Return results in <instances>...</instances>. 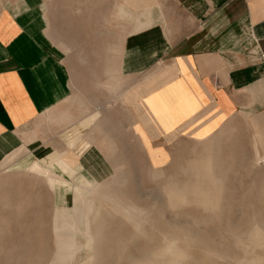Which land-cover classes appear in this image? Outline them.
Returning a JSON list of instances; mask_svg holds the SVG:
<instances>
[{
    "label": "rangeland",
    "instance_id": "rangeland-1",
    "mask_svg": "<svg viewBox=\"0 0 264 264\" xmlns=\"http://www.w3.org/2000/svg\"><path fill=\"white\" fill-rule=\"evenodd\" d=\"M18 1L0 0V29L3 10ZM42 1L47 33L64 52L70 93L32 136L34 146L47 140L40 154L11 169L0 165V264H61L58 232L76 234L71 264H264V149L255 135L261 116L238 113L205 137L147 138L128 97L162 71L155 73L157 63L155 70L125 71L136 69L127 58L123 68L138 35L119 15L128 0ZM159 2L155 24L167 35L176 17L186 20L175 0ZM151 149L167 161L155 165ZM87 150L104 161L103 177L85 169ZM69 152L81 162L62 172ZM86 172L97 189V212L87 222L72 188Z\"/></svg>",
    "mask_w": 264,
    "mask_h": 264
},
{
    "label": "crops",
    "instance_id": "crops-1",
    "mask_svg": "<svg viewBox=\"0 0 264 264\" xmlns=\"http://www.w3.org/2000/svg\"><path fill=\"white\" fill-rule=\"evenodd\" d=\"M175 2L186 22L176 17L168 37L155 24L159 0H128V6L119 8L120 16L134 22L132 34H138L130 39L123 62L124 68L127 58V66L136 69L124 70L148 66L155 70L157 63L155 73L162 71L128 97L146 137L167 141L180 133L205 137L228 118L246 113L261 116L255 121V135L264 149V0ZM41 4L42 0H19L3 10L7 17L0 29V165L5 163L4 169L40 154L47 140L42 136L34 146L32 136L43 116L70 93L64 52L47 33ZM147 5L149 11H144ZM145 19H153V24L137 28L136 23ZM150 154L155 165L168 159L166 153L152 149ZM89 157L90 151L82 162L92 168L96 156L93 161Z\"/></svg>",
    "mask_w": 264,
    "mask_h": 264
},
{
    "label": "bare ground",
    "instance_id": "bare-ground-1",
    "mask_svg": "<svg viewBox=\"0 0 264 264\" xmlns=\"http://www.w3.org/2000/svg\"><path fill=\"white\" fill-rule=\"evenodd\" d=\"M132 4H136V1H133L132 2ZM117 11V10H116ZM122 11H123V9H122ZM144 11H149V7H148V5H147V7L145 8V10ZM153 19H145V20H141V21H138L137 23H136V26H137V28H146V27H148L149 25L151 26L152 24H153ZM140 45V44H139ZM147 46H149V45H147ZM141 47V46H140ZM120 49V48H119ZM142 50V49H141ZM119 51H121V50H119ZM144 58V57H143ZM135 68V67H134ZM168 74V73H167ZM170 76V75H169ZM167 77V76H166ZM165 78V77H164ZM168 78H170V77H168ZM169 80V79H168ZM174 80V79H173ZM175 81V80H174ZM161 83V82H160ZM186 84H188V83H186ZM169 85V84H168ZM171 85V84H170ZM167 86V85H166ZM164 88V87H163ZM184 88V87H183ZM194 97H196V96H194ZM165 98V97H164ZM193 98V97H192ZM143 99V98H142ZM195 99V98H194ZM145 100V99H144ZM179 101H180V99H179ZM183 101V100H182ZM141 103V102H140ZM138 105V104H137ZM141 105V104H140ZM142 106V105H141ZM137 107V106H136ZM185 107V106H184ZM150 112V111H149ZM199 112V111H198ZM147 113V112H146ZM148 114V113H147ZM151 114V113H150ZM140 115H141V113H140ZM144 115V114H143ZM148 117V116H147ZM193 117V116H192ZM149 118V117H148ZM146 119V118H145ZM193 121V120H192ZM147 122V121H146ZM149 123V122H148ZM149 125H150V123H149ZM147 127V126H146ZM149 127V126H148ZM151 127V126H150ZM213 127H214V125H213ZM213 127H211V128H213ZM146 129V128H145ZM149 129V128H148ZM150 130V129H149ZM203 131V130H202ZM150 132V131H149ZM150 136V135H149ZM156 136V135H155ZM20 139V138H19ZM82 145H83V143H82ZM84 145H86V144H84ZM82 147V146H81ZM80 147V148H81ZM79 148V149H80ZM84 148V147H83ZM82 148V149H83ZM87 148H88V146H87ZM86 148V149H87ZM91 148V147H90ZM84 150V149H83ZM14 152H16V153H14V154H17V152L18 151H14ZM71 152V151H70ZM69 152V153H70ZM76 152V151H75ZM80 152V151H79ZM82 152V151H81ZM87 152H88V150H87ZM83 153V152H82ZM80 155H82V154H80ZM11 156V155H10ZM96 156V152H94V153H92V158H88L90 161H93V158ZM97 156H99V154L97 155ZM84 157V156H83ZM81 157H78V155L77 154H75V153H70L68 156H67V158H66V161L65 162H62L61 163V167H60V169H61V171L62 172H64V171H66V170H69L74 164H76V163H79V162H81L79 159H80ZM100 162V164H102V163H104V161H100V160H98V157H97V159H96V162ZM95 161H94V163H93V165L91 166L92 168H94L96 171H97V174H98V177H103V175L102 174H100V172H102V173H104L105 174V171L107 170V168H106V166H105V163L103 164V166L101 167V169H99V166H97V163H96ZM85 163V162H84ZM30 164V163H29ZM86 165V167H85V169H87V168H89V166H88V162L86 161V163H85ZM75 167V166H74ZM90 170H92L91 168L88 170V171H90ZM55 171V170H54ZM57 172V171H56ZM58 173V172H57ZM80 174H81V172H80ZM81 176V175H80ZM92 178H94V177H92ZM46 180H47V182H49L50 183V185L52 186V188L55 190V192H56V194L58 195L60 192L58 191V190H60L61 188H60V186L58 185V183H57V180H56V177L55 176H53V175H51V174H48V175H46ZM91 180H93V179H91L90 177H88L87 176V172H86V175H82V181H81V184H75V185H73V191L75 192V194H76V197H77V200H75L74 201V204L76 205L77 203L78 204H82V207H84V212H82V213H80V214H82L81 216H83V221H89V220H91V217L94 215V214H96V208H93V206H94V203H95V198L97 197V195H95L96 193H93L94 192V190L96 191L97 189H95V187H94V185H92V183H94V181H91ZM73 184V183H72ZM95 184V183H94ZM62 191H64V190H62ZM61 194V193H60ZM96 196V197H95ZM58 197V196H57ZM64 197V196H63ZM99 197V196H98ZM58 203H59V199H58ZM79 217V216H78ZM91 224V223H90ZM89 224V225H90ZM90 227V226H89ZM74 230V229H73ZM89 230H90V228H89ZM87 233L89 234V231H87ZM91 234V233H90ZM90 234L88 235V237L87 238H90L91 239V237H90ZM92 236V235H91ZM55 241V240H54ZM90 241H92V239L91 240H89V241H87V242H90ZM78 243V240H77V237H76V234L75 233H69V234H65V233H56V245H57V251H58V253H59V255L61 256V264H71L75 259H74V257H76L75 255H74V251H76L75 249H76V246L78 245L77 244ZM86 247H87V245H86ZM85 247V248H86ZM54 250H55V248H54ZM58 255V256H59ZM78 256V255H77ZM57 257H55V259H56ZM54 259V260H55ZM78 259V258H77ZM76 261V260H75ZM56 262H58V259H57V261H55V263ZM50 264H51V262H50Z\"/></svg>",
    "mask_w": 264,
    "mask_h": 264
}]
</instances>
